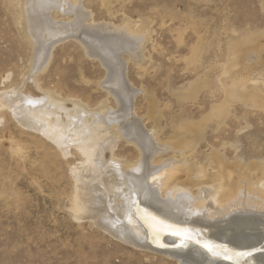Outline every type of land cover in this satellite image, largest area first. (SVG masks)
Segmentation results:
<instances>
[{
    "label": "bare ground",
    "instance_id": "1",
    "mask_svg": "<svg viewBox=\"0 0 264 264\" xmlns=\"http://www.w3.org/2000/svg\"><path fill=\"white\" fill-rule=\"evenodd\" d=\"M86 1L21 0L35 60L21 88L0 90V107L61 155L81 156L79 166L72 167L78 218L92 219L130 248L162 254L177 264H264L259 251L264 249L263 165L229 160L223 151L217 153L219 147L211 148L206 165H195L193 155L205 138L206 123L186 124L185 130L178 126L181 131L166 139L158 123L148 127L134 103L137 93L147 102L149 118H160L163 108H153L156 99L135 85L128 65L133 61L143 69L150 27L143 20L98 23ZM98 1L110 10L112 0ZM55 12L63 17H54ZM69 38L105 65L107 76L98 82L115 105L91 108L80 98L66 100L41 89L39 69L49 63L52 48ZM249 50L246 55L241 51L238 60L264 59V41L259 52L254 46ZM235 65L219 78V108L224 111L211 107L212 132L244 119L233 111L237 104L264 109V92L248 86L264 80V69L249 75L245 69L250 67L234 72ZM206 93L211 103L217 102V92ZM131 149L134 155L128 153Z\"/></svg>",
    "mask_w": 264,
    "mask_h": 264
},
{
    "label": "rangeland",
    "instance_id": "2",
    "mask_svg": "<svg viewBox=\"0 0 264 264\" xmlns=\"http://www.w3.org/2000/svg\"><path fill=\"white\" fill-rule=\"evenodd\" d=\"M86 5L98 23L143 20L149 25L144 70L133 61L128 65L135 85L156 99L153 108H163L160 118H149L147 102L142 92L137 93L134 103L148 127L158 123L166 139L190 123L194 128L206 123L205 132L201 131L205 138L193 155L195 165H206L211 148L219 147L217 153L223 151L229 160L239 158L264 169L263 108L237 104L238 110L233 111L244 119L214 132L208 120L214 112L224 111L219 108L218 94L223 88L219 78L229 75L231 64H236L234 72L250 67L245 69L249 75L264 69V59L238 60V54L246 55L251 46L260 51L264 0H112L110 10L98 0L86 1ZM21 10V0H0V90L21 88L34 65L35 49ZM53 15L63 17L59 12ZM103 65L84 51L81 42L69 38L52 48L49 63L39 69L38 81L41 89H49L58 98H80L91 108L113 106V99L98 82L107 76ZM257 80L248 86L264 92V80ZM207 91L217 92V102L211 103ZM0 108V264H177L162 254L130 248L92 219L78 218L72 167L79 166L81 156L61 155ZM128 153L135 154L133 149Z\"/></svg>",
    "mask_w": 264,
    "mask_h": 264
}]
</instances>
